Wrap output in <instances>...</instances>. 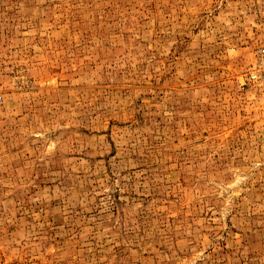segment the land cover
<instances>
[{
	"label": "rangeland",
	"instance_id": "rangeland-1",
	"mask_svg": "<svg viewBox=\"0 0 264 264\" xmlns=\"http://www.w3.org/2000/svg\"><path fill=\"white\" fill-rule=\"evenodd\" d=\"M264 0H0V264H264Z\"/></svg>",
	"mask_w": 264,
	"mask_h": 264
},
{
	"label": "built area",
	"instance_id": "built-area-1",
	"mask_svg": "<svg viewBox=\"0 0 264 264\" xmlns=\"http://www.w3.org/2000/svg\"><path fill=\"white\" fill-rule=\"evenodd\" d=\"M250 78L253 82L264 84V44L256 48L255 61L251 66Z\"/></svg>",
	"mask_w": 264,
	"mask_h": 264
}]
</instances>
